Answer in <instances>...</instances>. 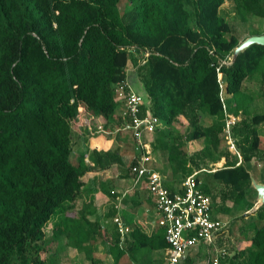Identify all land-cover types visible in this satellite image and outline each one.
<instances>
[{
    "label": "trees",
    "instance_id": "16d2710c",
    "mask_svg": "<svg viewBox=\"0 0 264 264\" xmlns=\"http://www.w3.org/2000/svg\"><path fill=\"white\" fill-rule=\"evenodd\" d=\"M224 1L0 0V264H54L46 243L63 240L90 264H101L94 244L105 245L113 264L124 254L135 259L166 248L162 231L146 236L136 227L120 243L111 221L117 210L111 206L101 215L91 198L80 201L85 173L115 165L128 176L131 162L122 166L118 149H92L76 165L69 161L82 134L74 128L85 131L98 118L130 144L127 134L114 132L121 120L113 88L130 85L127 63L159 120L150 141L158 158L152 166L164 185L174 190L194 171L204 172L200 166L222 158L220 168L205 172L223 188L220 206L200 187L212 212L228 214L241 202L251 208L248 166L257 157L256 127L264 126V114L248 117L252 97L241 85L254 79L264 100V47L251 45L223 64L239 43L219 14ZM231 1L240 22L264 19V0ZM226 112L242 117L229 128L238 162L220 145ZM201 116L214 122L202 125ZM200 140L198 151L186 150ZM99 185L116 200L109 183ZM254 215L239 228L251 229L247 245L221 264H264V204Z\"/></svg>",
    "mask_w": 264,
    "mask_h": 264
},
{
    "label": "built area",
    "instance_id": "2783aa9c",
    "mask_svg": "<svg viewBox=\"0 0 264 264\" xmlns=\"http://www.w3.org/2000/svg\"><path fill=\"white\" fill-rule=\"evenodd\" d=\"M113 93L119 102L121 120L114 132L127 134L131 141L128 172L134 183L140 184L149 196L154 224L162 231L166 244L163 264H179L183 255L197 251L199 247L203 249L205 264H221L227 253L218 240H221L228 225L212 215L210 198L202 193L200 181L195 178L198 172L186 176L174 190H169L163 183L164 178L152 166L154 158L150 135L158 127L159 120L149 111L148 101H143L140 95L132 92L126 81L115 84ZM229 124L233 121L225 122L223 132L232 147ZM111 221L116 226L121 243L124 224L117 216Z\"/></svg>",
    "mask_w": 264,
    "mask_h": 264
},
{
    "label": "rangeland",
    "instance_id": "374dc122",
    "mask_svg": "<svg viewBox=\"0 0 264 264\" xmlns=\"http://www.w3.org/2000/svg\"><path fill=\"white\" fill-rule=\"evenodd\" d=\"M123 9V2L118 5V10L121 11ZM219 14L228 22L230 26L231 33L239 40V42L250 35H259L262 34L264 30V19L255 18V17H249L246 22H240L234 13L233 10V4L231 0H226L221 5L219 9ZM124 73L126 75V80L130 83L129 87L132 92L142 96L144 95L142 92V88L140 84L137 81V78L134 76V69L132 68L130 63L126 64V67L124 69ZM257 89L258 85L257 82L252 80H244L241 85V90L245 93H248L252 97V102L248 107V117L250 118L253 115L256 114H264V100L262 98H259L257 95ZM225 118H223L222 121V128L225 127V122L227 121H233V124L238 123V120H240L242 117L241 115H232L229 113H225ZM104 120L98 118L97 123L94 126H86L87 122L84 124L86 126L85 131L82 130L80 126L77 128H74L76 131V134H79L82 132V134L77 135L80 136L78 138V142L72 148L70 155H69V161L71 164L76 165L79 155L89 151V150H96L98 152L106 151L104 147L107 146V150L113 151L115 149H118L119 157H120V163L121 165H125L128 162L129 159V144L125 145L124 143L120 142L117 134H110L112 131L111 124L110 128L105 129L104 128ZM214 120L207 118L205 116L200 117V124L202 125H209L210 123H213ZM233 124H229V127ZM83 125V126H84ZM180 132H183V129H179ZM107 131V132H106ZM256 131L259 137V150L257 153V157H253L250 161V164L248 166V170L252 176V178L257 183H263L264 184V126L263 124H259L256 127ZM78 132V133H77ZM232 139V138H231ZM108 141V143L106 142ZM98 142H101L100 145H97ZM234 141L232 139V147L230 146L229 142L226 141V138L221 139V147L229 153L230 156H234L235 159H237V162L239 161V156H236L235 152V146H233ZM97 145V146H96ZM96 146V147H95ZM202 147V142L200 141H191L186 144V150L188 152H194L198 151ZM224 164V159L220 158L216 163H207L206 166H200L201 170L204 172L198 173V179L201 183L200 187L202 189H208L210 197H214L215 203L220 206L219 197L220 193L222 192L223 188L221 185L217 184L214 180H212L211 176L209 174H205V172L213 171L215 169L220 168ZM114 167L109 166L107 170L109 171V174L112 173L115 175ZM115 169H117L115 167ZM97 171V170H96ZM113 171V172H112ZM122 183V182H121ZM113 188V187H112ZM111 188V189H112ZM113 190H115L113 188ZM247 201H249V206H246L245 202L239 203L235 208L232 207L230 212L228 214H222L220 211H216L212 213L214 217H217L221 220H224L227 222V228L224 232L223 237L221 238L220 242L222 247L226 250L227 257L232 256L237 251H240L247 245V240L251 236V229L249 226H247L243 231H240V226L242 224H245L247 220L249 219V216H252L253 220L255 219L253 209L256 205L255 200V192L254 190L250 191L247 197ZM80 201H82V197H80ZM51 228V222L46 226L44 229L45 235L49 236V231ZM51 246V247H50ZM46 250L48 251H56L58 250L52 245V243H46ZM67 254V252H59L58 255L62 259L69 260L67 255L64 256V254ZM50 254V253H49ZM82 254V253H80ZM59 258L58 262L56 264H67V262ZM189 259L185 261H181L180 264H205L204 259V252L201 247L197 249L196 255H192L188 257ZM61 259V260H60ZM157 261L159 263H163L165 256L164 251L157 256Z\"/></svg>",
    "mask_w": 264,
    "mask_h": 264
},
{
    "label": "crops",
    "instance_id": "0c3cea01",
    "mask_svg": "<svg viewBox=\"0 0 264 264\" xmlns=\"http://www.w3.org/2000/svg\"><path fill=\"white\" fill-rule=\"evenodd\" d=\"M119 110V109H118ZM118 112V111H117ZM130 141V140H128ZM108 143V141H106ZM101 142H98L97 145H100ZM96 145V146H97ZM95 146V147H96ZM107 150V146L104 147ZM131 142L129 144V160L131 162ZM154 164H158V158L153 154ZM84 161L86 159L84 158ZM154 165V166H155ZM113 171H115V175L110 173L107 169L101 171H89L84 174L85 185L81 191L82 201H88L90 198L92 200V209L95 210L96 213L104 215L105 212L112 206L117 210V214L115 216L119 217L123 222L125 227V233L122 237L125 239H129L128 232L136 227L139 229L141 233L148 236L155 232H161V230L155 226V216L152 211V205L149 200V196L147 192L141 187L140 184L134 183L133 177L128 174L127 177H121L119 171L115 169V165ZM117 168V167H116ZM112 171V172H113ZM214 171V170H213ZM211 171V172H213ZM195 172V171H194ZM199 173V172H198ZM122 182V183H121ZM100 183H109L111 187L115 190L114 194L118 195L116 200L111 199L100 191ZM177 185L175 186V188ZM87 191V192H86ZM109 222V220L107 221ZM106 222V223H107ZM54 250L56 251H48V253L55 255L56 264L59 260L58 253L67 252V257L69 260L65 261L67 264H90L88 261L84 259L83 254L76 253L74 250L66 247L65 241L63 240L60 244L57 242H51ZM129 242L127 243V245ZM124 246V245H123ZM51 247V246H50ZM126 247V245H125ZM92 255L94 258L99 259L101 264H113L111 257L106 253V247L104 244H94L92 249ZM162 252H140L139 255H136L135 259H131L128 254H124L119 260L118 264H163L157 261V256ZM197 251H189L181 261H185L189 259V256L196 255ZM62 259V258H61ZM60 259V260H61ZM62 259V260H64ZM180 261V262H181ZM180 264V263H179Z\"/></svg>",
    "mask_w": 264,
    "mask_h": 264
},
{
    "label": "water",
    "instance_id": "95a60500",
    "mask_svg": "<svg viewBox=\"0 0 264 264\" xmlns=\"http://www.w3.org/2000/svg\"><path fill=\"white\" fill-rule=\"evenodd\" d=\"M251 45H259L264 47V33L259 35H250L245 38H243L232 50V53L228 59L227 62H223L225 65H231L234 61V59L245 49H247ZM248 177H249V185L252 190L255 192V200L256 205L253 208L256 210L260 206L264 204V184L263 183H257L251 176L250 172L248 171ZM184 257V255L182 256Z\"/></svg>",
    "mask_w": 264,
    "mask_h": 264
}]
</instances>
